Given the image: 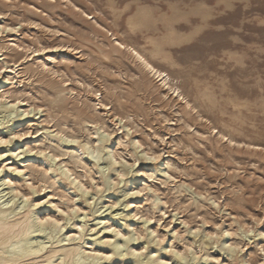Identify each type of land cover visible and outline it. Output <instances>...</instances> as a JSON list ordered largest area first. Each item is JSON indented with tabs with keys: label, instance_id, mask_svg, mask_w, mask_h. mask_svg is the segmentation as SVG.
<instances>
[{
	"label": "rangeland",
	"instance_id": "1",
	"mask_svg": "<svg viewBox=\"0 0 264 264\" xmlns=\"http://www.w3.org/2000/svg\"><path fill=\"white\" fill-rule=\"evenodd\" d=\"M0 50V189L19 216L59 219L54 241L83 225L62 244L87 251H109V227L135 239L102 264H264V0H0Z\"/></svg>",
	"mask_w": 264,
	"mask_h": 264
},
{
	"label": "bare ground",
	"instance_id": "2",
	"mask_svg": "<svg viewBox=\"0 0 264 264\" xmlns=\"http://www.w3.org/2000/svg\"><path fill=\"white\" fill-rule=\"evenodd\" d=\"M8 35V34H7ZM16 42V41H15ZM120 45H124L123 43L119 42ZM33 47V46H32ZM31 50V49H30ZM1 51V50H0ZM40 51V50H39ZM133 53L135 54V56L144 64L143 66H145L146 68H148L151 72H153L155 75H157L165 84H168V79L169 76L167 73H165V71L160 70L159 68H157L156 66H154L140 51H138L135 48H132ZM3 52V51H2ZM37 52V51H36ZM31 53V52H30ZM1 56H3L4 54H0ZM40 56V55H39ZM48 60V59H47ZM43 62V61H42ZM44 63V62H43ZM51 64V62H50ZM21 66V65H20ZM4 69L5 65L2 66ZM15 67V66H14ZM13 67V69H14ZM16 69V68H15ZM49 70V69H48ZM0 71H4V70H0ZM9 71H14V70H10ZM2 73V72H1ZM0 73V74H1ZM8 74V73H7ZM69 74V73H68ZM10 75V74H9ZM16 75V74H15ZM59 75V74H58ZM14 76V75H13ZM7 77V76H6ZM10 77V76H9ZM157 77V78H158ZM20 78V77H19ZM5 81H8L5 80ZM14 81V80H13ZM10 82V81H9ZM8 83V82H6ZM11 83V82H10ZM5 84V83H4ZM17 84V83H16ZM1 85V84H0ZM17 88V87H16ZM175 89V88H174ZM28 90V89H26ZM177 91V90H176ZM179 91V90H178ZM180 92V91H179ZM10 94V93H9ZM181 95V94H180ZM4 98V94L0 95V99ZM7 98V97H6ZM25 98V97H24ZM25 100V99H24ZM23 100V101H24ZM26 101V100H25ZM10 102V101H9ZM17 102V101H16ZM97 102V101H96ZM25 103V102H24ZM99 104V103H98ZM15 106L16 103H12L10 104L11 109L8 111L10 115H12L14 113L15 110ZM47 106V105H46ZM112 106V105H111ZM41 108V107H40ZM23 111V110H22ZM22 113V112H21ZM48 118V117H47ZM54 120V119H53ZM34 121V120H33ZM168 121V120H167ZM28 122V121H27ZM117 126V125H116ZM31 127V126H30ZM29 127V128H30ZM16 128V127H15ZM87 128V127H86ZM31 129V128H30ZM34 129V127H33ZM9 130V129H8ZM5 132V131H4ZM3 132V133H4ZM32 132V131H31ZM95 132V131H93ZM112 133V132H111ZM14 136L19 137V138H27L28 134H30V130L28 131H24V130H20L16 132H13ZM96 134V133H94ZM42 135V134H41ZM82 135V134H81ZM106 135V132H105ZM109 135V134H108ZM120 135V134H119ZM164 136V135H163ZM162 136V137H163ZM35 137V136H34ZM83 137V136H82ZM85 137V136H84ZM8 137H3L0 135V143H6L8 141L7 139ZM49 138V137H48ZM66 138V137H65ZM106 138V137H105ZM119 138V137H118ZM123 138V137H121ZM224 138V137H223ZM32 139V138H31ZM101 139V138H100ZM125 139V138H124ZM153 139V138H152ZM70 140V139H69ZM93 140V139H92ZM116 140V139H115ZM36 141H38L36 139ZM73 141V140H72ZM100 140H97L96 142H99ZM165 141V139H164ZM126 142V141H125ZM29 143V142H28ZM95 143V141H94ZM118 143V142H117ZM89 144V142H87L85 144V146L87 147ZM96 144V143H95ZM94 144V145H95ZM112 146V145H110ZM32 147V146H31ZM69 147V146H67ZM45 150V148H43ZM8 151V150H7ZM13 151V150H12ZM16 151V150H15ZM74 152L76 153V157L80 160H83V157H85L86 153H90L92 154H100V150L99 147L96 145V147L93 146V148H86V150L84 149V147L82 146H77L73 149ZM162 151V150H161ZM1 152V151H0ZM32 152V151H31ZM160 152V151H159ZM161 153V152H160ZM22 154V152H21ZM89 154V155H90ZM95 154V155H96ZM79 155L83 156L80 157ZM93 156L96 158V156ZM128 155V154H127ZM22 156V155H21ZM24 156V155H23ZM58 154H53L52 158H50V160H46L43 163L46 162H51L53 160H56V158H58ZM91 156V155H90ZM118 156V155H117ZM129 156V155H128ZM25 157V156H24ZM23 157V158H24ZM31 157V156H30ZM63 157V156H62ZM122 157V156H121ZM157 158L158 155H156V153L154 152L153 155H151V157H149L148 159H152V158ZM6 158V157H5ZM22 158V159H23ZM66 158V157H65ZM64 158V159H65ZM94 158V159H95ZM12 159V158H11ZM29 159V158H27ZM26 159V160H27ZM4 160V159H3ZM68 160V159H67ZM86 160V159H85ZM116 160V159H115ZM25 161V160H24ZM44 161V160H42ZM89 161V160H88ZM28 162V160H27ZM91 162V161H90ZM16 163V162H15ZM31 163V162H30ZM42 163V164H43ZM64 163V162H63ZM27 164V163H26ZM25 164V165H26ZM90 164V163H89ZM49 165V164H48ZM148 165V164H147ZM44 166V164H43ZM53 166V165H52ZM41 167V166H40ZM12 172H16L18 174H21L23 172V170L19 167V166H15L11 167ZM92 168V167H91ZM178 168V167H177ZM141 169V168H140ZM154 169V168H153ZM49 170V169H48ZM149 170V169H148ZM82 171V170H81ZM7 172V171H6ZM9 172V171H8ZM28 172V171H27ZM67 172H70V169L68 167V169L63 172L64 175L67 176ZM74 172V170H73ZM90 172V170H89ZM92 172V171H91ZM90 172V173H91ZM30 173V172H29ZM55 173V171H54ZM98 173V172H97ZM152 173V172H151ZM12 175V174H11ZM26 175V174H25ZM73 175V173H72ZM84 175V174H83ZM186 175V174H185ZM13 176V175H12ZM11 176V177H12ZM75 176V175H74ZM14 177V176H13ZM16 177V176H15ZM36 177V176H35ZM52 177V176H51ZM68 179H71L70 176H67ZM85 177V176H83ZM8 178V177H7ZM19 178V177H18ZM56 178V177H54ZM150 178V177H149ZM2 179V178H1ZM95 179V178H94ZM197 179V178H196ZM31 180V179H30ZM29 180V181H30ZM57 181V179H55ZM54 180V181H55ZM9 182H11L10 179H8ZM14 181V180H13ZM84 181V180H83ZM82 181V182H83ZM43 182V181H42ZM47 182V181H46ZM149 182V181H148ZM154 182V181H153ZM32 183V181H31ZM35 183V182H34ZM33 183V184H34ZM48 183V182H47ZM85 183V182H84ZM56 184V183H55ZM72 185H75L78 188L83 187L81 182L79 180H77V177H75L72 181H71ZM87 184V182H86ZM1 185V184H0ZM24 186V185H23ZM142 186V185H141ZM175 186V185H174ZM66 187V186H64ZM44 188V186H43ZM49 188V187H48ZM88 188V187H86ZM16 189V188H15ZM45 189V188H44ZM43 189V190H44ZM50 189V188H49ZM167 189V188H166ZM25 190V189H24ZM42 190V192H43ZM55 190V189H54ZM66 190V189H65ZM69 190H72L71 188ZM140 190V189H138ZM4 191V190H3ZM2 191V193H3ZM67 191V190H66ZM131 191V190H130ZM11 192H14L13 189H11ZM37 192V191H35ZM71 192V191H70ZM143 192V190H142ZM28 193V190H27ZM38 193V192H37ZM56 194V193H55ZM144 194V193H143ZM95 195V194H94ZM6 195L5 194H1V189H0V264H102L100 262V260L102 259V256H104V258H109L110 254H114L116 252L119 251V249L124 245H126V243L128 241H133L135 239H133L130 235H128L127 232H121L119 230H117L116 228H109L107 229L109 232H111L113 234V236L111 237V247L109 249V251H101V248H90V251H87L88 249H83L80 245H69V244H62L64 241H70V240H77L80 239L81 236V232L84 230V226L78 224V229L80 230L79 232L74 233L73 231V235H67L66 238H60L58 237L55 241L53 240L56 236L58 235L57 233H59L60 231H63L66 227H64V224H61V221L57 218H54L53 216H38L33 214V212L31 210H29L27 213L23 214L22 216H19L22 212L21 209L25 207V204H18L16 206L15 205V198L19 197L17 195H13L11 199H4ZM27 195L24 194V197H26ZM48 196V195H47ZM22 198V197H21ZM26 199V198H25ZM24 199V200H25ZM36 199V198H35ZM23 200V203H25ZM28 200V198H27ZM25 200V201H27ZM38 200V199H37ZM41 200V199H40ZM43 200V199H42ZM144 200V199H143ZM53 201V200H52ZM28 202V201H27ZM75 202V201H74ZM113 202V201H112ZM132 203V202H131ZM21 205V206H20ZM147 205V204H146ZM29 206H31L29 204ZM45 206V205H44ZM74 206V205H73ZM59 208V207H58ZM68 208V207H67ZM72 208V207H70ZM74 208V207H73ZM110 208V206H109ZM48 209V208H47ZM66 209V208H65ZM64 210V209H63ZM67 210V209H66ZM75 210V208H74ZM83 210V209H82ZM165 211V210H163ZM43 212V211H42ZM64 212V211H63ZM68 212V211H66ZM57 213V212H56ZM129 214V213H128ZM155 215V214H154ZM60 216V215H59ZM137 216V215H136ZM62 219V218H61ZM71 220V219H70ZM83 221V220H82ZM150 221V220H148ZM152 221H153V217H152ZM159 222V221H158ZM188 222V221H187ZM80 223V222H79ZM139 223V222H138ZM141 223V222H140ZM143 223V222H142ZM220 223V222H219ZM225 223V222H224ZM97 224V223H96ZM101 224V223H100ZM146 223H144L145 225ZM171 225V224H170ZM133 226V224L131 225ZM168 226V225H167ZM113 227V226H112ZM48 228V230H50V234L49 237L52 239L51 242V246H48V242L45 240H41L40 239H36L38 237L41 236L40 233L45 232V230ZM140 228V227H139ZM198 228V227H197ZM102 229V228H101ZM119 229V228H118ZM142 229V228H141ZM167 229V228H166ZM74 230V229H73ZM157 230V229H156ZM231 230V229H230ZM56 232L55 235H53V233ZM134 231V230H133ZM47 232V230H46ZM69 232V231H68ZM154 233V230L152 229L151 233ZM251 232V231H250ZM34 233H38L39 235H33ZM71 233V232H70ZM215 233V232H214ZM230 233V231H229ZM105 234V233H104ZM135 234V233H132ZM164 234V233H163ZM96 235V234H95ZM141 235V234H140ZM104 236V235H102ZM135 238V235H133ZM164 236V235H163ZM65 237V236H63ZM142 237V236H141ZM159 238V237H158ZM49 240V239H48ZM92 242V241H91ZM54 243H58L59 245H55L52 246ZM97 243V242H96ZM228 244V243H227ZM93 245V244H92ZM136 245V244H135ZM134 245V246H135ZM142 245V244H141ZM145 245V244H144ZM191 245V244H190ZM234 245V244H233ZM134 246H131V250L133 251V253L139 252L140 250H142V248L138 249L135 248ZM240 246V244H239ZM50 247V248H49ZM245 247V246H244ZM247 247V246H246ZM49 248V249H48ZM182 248V247H181ZM180 249V248H179ZM183 250V249H182ZM123 251V250H122ZM181 251V249H180ZM154 252H156L155 250L152 251L153 255L155 254ZM142 254V253H141ZM178 254V253H177ZM212 254V253H211ZM161 255V254H160ZM157 256V260H152L150 263L153 264H179L178 261H173L171 262L170 259L166 258V255L163 254L161 256ZM229 255V254H228ZM196 257L195 254H193V258ZM213 257V256H212ZM217 257V256H215ZM219 257V256H218ZM218 257L216 259H218ZM252 257V256H251ZM131 259V258H130ZM181 259H185V257H181ZM224 259V258H223ZM254 259V258H253ZM264 259V257H263ZM262 259V261H263ZM261 261V262H262ZM135 264H139V262L137 260H134ZM228 262V261H227ZM224 264V263H223ZM261 264V263H260Z\"/></svg>",
	"mask_w": 264,
	"mask_h": 264
}]
</instances>
